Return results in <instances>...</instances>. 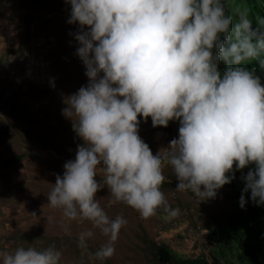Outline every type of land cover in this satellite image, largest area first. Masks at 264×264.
<instances>
[{
  "label": "clouds",
  "instance_id": "1",
  "mask_svg": "<svg viewBox=\"0 0 264 264\" xmlns=\"http://www.w3.org/2000/svg\"><path fill=\"white\" fill-rule=\"evenodd\" d=\"M66 2L68 23L80 26L77 55L89 83L65 100L62 114L84 145L47 198L67 218L88 220L109 238L96 258L114 255L127 223L122 216L110 219L101 207L96 193L104 186L142 219L158 209L179 215L161 190L166 166L177 191L202 201L235 179L234 164L237 171L255 165L243 192L250 190L251 199L264 205V86L246 67L255 60L264 68V18L258 16L253 28L247 8L229 13L223 0ZM140 116L151 117L153 127L178 120L179 138L153 155L138 135ZM245 203L242 194V209ZM92 235L82 233L81 245ZM61 256L54 246H20L0 250V264H60Z\"/></svg>",
  "mask_w": 264,
  "mask_h": 264
},
{
  "label": "rangeland",
  "instance_id": "2",
  "mask_svg": "<svg viewBox=\"0 0 264 264\" xmlns=\"http://www.w3.org/2000/svg\"><path fill=\"white\" fill-rule=\"evenodd\" d=\"M70 13L66 0H0V250L54 246L62 253L60 264H79V256L83 264H101L93 253L109 238L88 220L67 218L47 198L56 176H63L65 163L75 160L81 141L72 120L62 114L65 100L89 83L77 55L75 34L80 26L68 23ZM138 120V135L155 154L179 138L175 121L168 124L169 134L151 136V117ZM18 156L17 162L11 161ZM163 174L172 186L161 190L180 213L172 217L158 209L142 219L138 211L115 201L98 170L97 182L104 186L96 193L101 207L110 219L122 216L127 221L108 264H148L145 258L137 259L142 254L139 227L149 239L178 254H209L200 229L192 230L185 222L187 204L206 207L194 193L176 190L178 180L170 166ZM87 231L93 235L82 246L80 236Z\"/></svg>",
  "mask_w": 264,
  "mask_h": 264
},
{
  "label": "trees",
  "instance_id": "3",
  "mask_svg": "<svg viewBox=\"0 0 264 264\" xmlns=\"http://www.w3.org/2000/svg\"><path fill=\"white\" fill-rule=\"evenodd\" d=\"M223 3L229 13H232L237 7L247 8L253 28L257 27L256 18L258 16L264 18V0H223ZM246 67L250 70L252 68L256 70V74L259 75L261 84L264 86V68H261L255 60L250 61ZM225 68L224 62L218 66L221 73L224 72ZM172 121H175L176 126L180 127L178 120ZM177 128L176 130H178ZM170 132L169 126H152L149 130L151 136L155 133L164 135ZM145 143L148 145L147 142ZM78 145H84V141L81 139ZM148 146L150 147V145ZM151 151L153 155H156L153 150ZM20 158L21 156H18L11 161L17 162ZM254 167L255 165H249L237 171L234 164L235 179L217 190L215 198L202 200L206 209H201L200 205L197 204L185 206L189 214L185 222L189 223L192 230L200 229L205 242L210 246L208 258L202 253L196 256L178 254L167 245L149 239L145 231L139 227L142 238L138 249L141 250L142 254L137 256V259L138 257L145 258L148 264H264V205H257L251 199L250 190L246 193L243 192L246 187L244 177ZM227 175H231V173ZM167 186L171 187L172 185L164 182L161 187L166 188ZM189 194L192 192L189 191ZM242 194L246 201L243 209L240 206ZM219 197L223 198L222 203H218ZM95 253H93L94 256ZM80 258L82 257L79 256L75 259L77 263L83 264L84 262ZM98 261L101 264H108L106 259H98Z\"/></svg>",
  "mask_w": 264,
  "mask_h": 264
}]
</instances>
